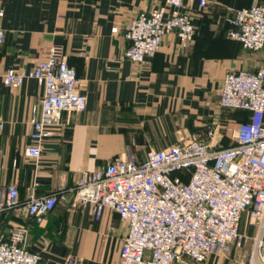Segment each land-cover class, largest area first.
<instances>
[{
    "label": "crops",
    "instance_id": "0c3cea01",
    "mask_svg": "<svg viewBox=\"0 0 264 264\" xmlns=\"http://www.w3.org/2000/svg\"><path fill=\"white\" fill-rule=\"evenodd\" d=\"M205 1L203 9L197 2L188 6L193 38L186 51L169 35L153 59L137 66L124 58L125 28L138 13L165 0H0V70H29L46 59L50 48L59 47L86 100L83 112L62 114L51 128L53 138L42 144L41 157L34 160L25 152L31 110L39 106L43 88L27 79L11 91L0 80V196L13 186L22 206L30 195L74 187L81 171L94 172L116 158L140 163L150 151L190 141L213 150L231 147L230 129L248 121L249 114L220 108L222 80L227 73L255 72L264 60L261 53L244 51L225 37L230 29L226 19L230 11L264 6V0ZM72 199L58 202L39 223L19 211L4 213L0 231L26 225V246L40 255L39 264H66L69 259L74 264H116L127 225L111 210L96 223L93 208L72 207ZM241 255L231 249L227 256H208L203 264H238Z\"/></svg>",
    "mask_w": 264,
    "mask_h": 264
},
{
    "label": "built area",
    "instance_id": "2783aa9c",
    "mask_svg": "<svg viewBox=\"0 0 264 264\" xmlns=\"http://www.w3.org/2000/svg\"><path fill=\"white\" fill-rule=\"evenodd\" d=\"M194 2L200 9L206 6L205 0H165L154 10L138 13L124 31V58L144 64L169 35L186 51L193 38L188 6ZM3 17L0 8V44ZM226 22L230 29L225 37L244 51L261 53L264 60V6L232 10ZM27 79L43 88L39 106L31 110L25 152L38 160L62 114L83 112L86 100L59 47L50 48L46 59L29 70H0L8 90L19 89ZM218 97L222 110L249 114L248 121L230 129L231 147L213 150L190 141L150 151L140 163L116 158L94 172L81 171L74 187L48 196L30 195L22 206L17 188L9 186L0 196V215L19 211L39 223L58 202L72 196V207L93 208L96 223L111 210L127 225L116 264H203L208 256H227L231 249L242 253L238 264H264V61L255 72L227 73ZM213 134L214 129L208 131L209 138ZM244 214L254 228L251 236L241 232ZM28 233L21 224L0 231V264H39L40 255L26 246Z\"/></svg>",
    "mask_w": 264,
    "mask_h": 264
},
{
    "label": "rangeland",
    "instance_id": "374dc122",
    "mask_svg": "<svg viewBox=\"0 0 264 264\" xmlns=\"http://www.w3.org/2000/svg\"><path fill=\"white\" fill-rule=\"evenodd\" d=\"M227 138L232 142L230 132H229V135ZM253 230H254V228L248 225L247 215L244 214L242 216V220H241V232L247 236H251L253 233ZM238 251L240 253V250H238ZM188 264H190V263H188Z\"/></svg>",
    "mask_w": 264,
    "mask_h": 264
},
{
    "label": "trees",
    "instance_id": "16d2710c",
    "mask_svg": "<svg viewBox=\"0 0 264 264\" xmlns=\"http://www.w3.org/2000/svg\"><path fill=\"white\" fill-rule=\"evenodd\" d=\"M233 112H237V113H245V112H242V111H233Z\"/></svg>",
    "mask_w": 264,
    "mask_h": 264
}]
</instances>
